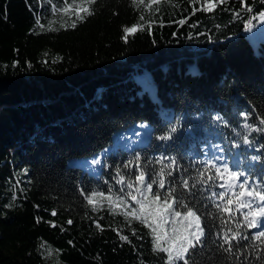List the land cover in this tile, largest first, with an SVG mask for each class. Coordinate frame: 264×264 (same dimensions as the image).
Wrapping results in <instances>:
<instances>
[{
    "label": "trees",
    "instance_id": "1",
    "mask_svg": "<svg viewBox=\"0 0 264 264\" xmlns=\"http://www.w3.org/2000/svg\"><path fill=\"white\" fill-rule=\"evenodd\" d=\"M173 3L179 6L162 5L156 17L163 27L157 22L125 42L122 27L140 15L130 0H96L93 15L55 32L35 24L34 13L45 27L61 22L44 0H0V264H38L49 246L56 263L158 264L147 229L133 222L144 238L133 237L122 216L93 212L79 195L81 187L113 183L116 166L136 153L143 164L166 151L181 173L195 176L205 151L219 145L242 168L264 170V133H251L252 148L243 145L239 115L252 113L246 122L253 127L264 118V27L254 21L244 30L233 15L238 0L195 15L188 0ZM246 3L254 12L264 7ZM180 19L187 22H174ZM173 127L172 139L161 141ZM93 153L101 160L95 173L67 163ZM113 228H122L131 244ZM195 259L259 264L254 254L237 261L212 245Z\"/></svg>",
    "mask_w": 264,
    "mask_h": 264
},
{
    "label": "snow or ice",
    "instance_id": "2",
    "mask_svg": "<svg viewBox=\"0 0 264 264\" xmlns=\"http://www.w3.org/2000/svg\"><path fill=\"white\" fill-rule=\"evenodd\" d=\"M188 2L193 5L192 15H195L197 11L211 13L219 5L227 4L228 0ZM95 3L96 0H73L72 3L68 0H55V3L44 0V4L51 6L49 10L54 16L61 14V22L59 27H55L56 21L49 20L45 27L40 23V16L34 13L35 24L41 32L67 30L68 27L75 29L77 22H83L87 16L94 14L91 5ZM197 3L200 4L199 8L195 7ZM238 3L241 8L233 15L242 20L245 31H251L256 26L254 21L264 24V7L254 12L253 5L246 3V0H238ZM259 3L264 6V0H259ZM130 4L140 15L137 23L122 27L125 42L138 31L147 28L150 32L157 22L163 27V17L160 16L158 21L156 19L162 5L179 6L173 0H130ZM241 12L248 14L247 20H243ZM63 16H67L71 23L63 20ZM174 22L183 26L187 21L180 19ZM32 31L39 34L35 28ZM239 115L245 121L241 127L247 131L242 135V144L252 148L253 141L249 137L253 132L264 133V118L259 120V126L253 127L246 122L252 113L241 112ZM176 131L173 127L169 134L161 135L159 139L171 140V133ZM235 147L239 148L240 144L235 143ZM204 155L206 159L199 161L200 167L195 176H191L187 169L181 173L177 159L166 151L145 158L143 164L140 154L136 153L132 159L116 166L113 183L105 182L107 187L103 190L81 187L79 195L93 212L106 209L113 216H122L133 237L144 238L143 234L138 236L137 229L132 228L133 222L147 229L146 235L151 237V251L157 255L158 264H197L195 257L210 249V245L215 246L216 252L235 256L237 261L241 256L247 260L249 254H254L259 264H264V170L255 174L251 164L242 168L239 159L226 154L219 145H212L211 153L206 150ZM251 159L255 161L260 157L253 156ZM84 164L95 172L92 165H100L101 160L93 158ZM51 215L56 216V211L53 210ZM99 219L93 223L102 232L104 227ZM67 223L72 224V220L69 219ZM51 226L57 225L52 223ZM113 231H116L120 241L131 244L129 237L122 234V228H113Z\"/></svg>",
    "mask_w": 264,
    "mask_h": 264
},
{
    "label": "rangeland",
    "instance_id": "3",
    "mask_svg": "<svg viewBox=\"0 0 264 264\" xmlns=\"http://www.w3.org/2000/svg\"><path fill=\"white\" fill-rule=\"evenodd\" d=\"M264 27V24H262ZM100 156L99 153H93L91 155H85V156H78V157H70L67 159L68 164H73V165H79V166H85L84 162L85 161H91L93 158H98ZM93 168L96 170V165H92ZM88 169V168H85ZM91 173H95L88 169ZM44 261V264H67L64 262H57L56 257H55V252L51 250V253H49V249L46 250L45 255L42 257V262ZM42 262L38 264H43Z\"/></svg>",
    "mask_w": 264,
    "mask_h": 264
}]
</instances>
